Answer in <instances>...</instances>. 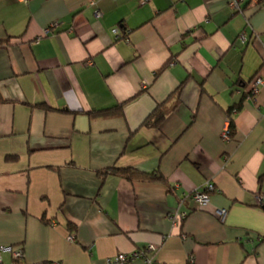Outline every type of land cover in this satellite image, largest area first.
<instances>
[{
  "label": "crops",
  "instance_id": "0c3cea01",
  "mask_svg": "<svg viewBox=\"0 0 264 264\" xmlns=\"http://www.w3.org/2000/svg\"><path fill=\"white\" fill-rule=\"evenodd\" d=\"M230 1L0 0V245L23 264H106L148 245L155 264H264V85L221 136L264 80V0ZM159 104L161 123L143 125Z\"/></svg>",
  "mask_w": 264,
  "mask_h": 264
},
{
  "label": "built area",
  "instance_id": "2783aa9c",
  "mask_svg": "<svg viewBox=\"0 0 264 264\" xmlns=\"http://www.w3.org/2000/svg\"><path fill=\"white\" fill-rule=\"evenodd\" d=\"M229 6L233 10H237L238 4L237 0H231L229 2ZM100 13L98 11H95V16H99ZM55 24H52L51 27H53ZM50 31V28H46L44 30V34L48 33ZM112 33L117 36L118 35V28H113ZM241 38H244L243 35H241ZM264 85V80L260 77H254L250 82L249 86L247 88V92L251 94H256L258 92V89L260 86ZM229 120H227V124L225 128L223 129V132L221 134L222 138L224 140L230 139V128H229ZM215 190V187L212 182L207 181L204 183V186L201 190H197L190 194L193 201L196 203V206L198 208H201L205 206L209 201V192H212ZM256 201L257 203L264 207V195L263 194H257L256 195ZM227 210L222 208L216 210V216L217 218L223 222L226 216ZM186 215V212H178L174 211L170 214V218L174 221H180L184 216ZM69 238H74L73 234H70ZM155 247L153 245H148L143 248H135L131 252H118L114 256H111L106 259V264H127L130 261L134 259H141L144 264H155L152 252L154 251ZM8 253L12 257V262L10 264H23V252L20 248H14L11 245H0V264L2 263L1 254ZM192 261V259H190Z\"/></svg>",
  "mask_w": 264,
  "mask_h": 264
},
{
  "label": "trees",
  "instance_id": "16d2710c",
  "mask_svg": "<svg viewBox=\"0 0 264 264\" xmlns=\"http://www.w3.org/2000/svg\"><path fill=\"white\" fill-rule=\"evenodd\" d=\"M162 67L160 69H162ZM159 71H157L156 73H158ZM248 95L253 96L254 94H251V93L246 91L245 93H243L240 101L227 110L228 120L230 123L229 128H230V136L231 137L233 136L234 131H235L233 118L231 116L232 111H234V109L236 111L239 110L241 108L243 99L245 97H247ZM31 106H35V107H39V108H45L46 110L50 108L49 106H47L44 103H36V104L31 105ZM169 110L170 109L165 107L164 104L157 105L156 108L145 118V120L143 121L142 124L143 125L158 126L161 123V121L163 120V118L165 117V115L169 112ZM121 112H122V105L116 104V105L109 107V108H101L98 110L89 111V112H87V115L90 117L110 116V115H120ZM110 172H114V173L119 174L125 178L130 179V180L134 179V178H136V179H148V180H154V179L161 180L162 179V177L156 172L144 173V172H140V171L133 169V168H113L110 170Z\"/></svg>",
  "mask_w": 264,
  "mask_h": 264
}]
</instances>
